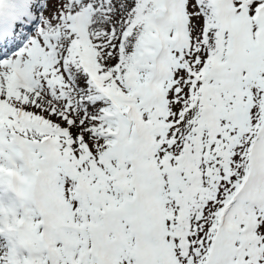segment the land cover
<instances>
[{
	"label": "snow or ice",
	"instance_id": "obj_1",
	"mask_svg": "<svg viewBox=\"0 0 264 264\" xmlns=\"http://www.w3.org/2000/svg\"><path fill=\"white\" fill-rule=\"evenodd\" d=\"M0 264H264V0H0Z\"/></svg>",
	"mask_w": 264,
	"mask_h": 264
}]
</instances>
